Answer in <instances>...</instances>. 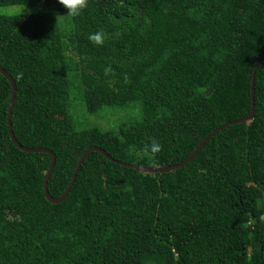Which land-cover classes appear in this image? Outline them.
<instances>
[{
  "label": "trees",
  "instance_id": "trees-1",
  "mask_svg": "<svg viewBox=\"0 0 264 264\" xmlns=\"http://www.w3.org/2000/svg\"><path fill=\"white\" fill-rule=\"evenodd\" d=\"M28 4L38 14L0 16V66L17 87V141L56 154L53 198L90 146L169 166L250 113L264 0H89L75 18L57 0ZM98 31L101 45L88 39ZM11 93L0 72V264H264V57L250 122L172 171L91 151L58 203L43 188L51 156L10 137Z\"/></svg>",
  "mask_w": 264,
  "mask_h": 264
},
{
  "label": "water",
  "instance_id": "water-1",
  "mask_svg": "<svg viewBox=\"0 0 264 264\" xmlns=\"http://www.w3.org/2000/svg\"><path fill=\"white\" fill-rule=\"evenodd\" d=\"M264 57V51L263 53L261 54V56L257 59L256 63H255V66H254V69H253V72H252V80H251V88H250V97H251V110H250V113L246 114L245 116L239 118V119H235V120H232V121H229V122H226L224 123L223 125L219 126L218 128H216L215 130H213L210 134H208L201 142L200 144L197 146V148L195 149V151L188 157L186 158L184 161L180 162V163H177V164H173V165H169V166H154V167H147V166H142V165H137V164H132V163H126V162H122L120 160H117L115 158H113L110 154H108L104 149L98 147V146H90L84 153L83 155L81 156L72 176H71V179L67 185V187L65 188L63 194L58 197V198H53L49 192H48V179L54 169V166H55V163H56V154L51 150V149H48V148H43V147H37V148H30V147H27V146H23L21 145L14 133H13V129H12V123H11V115H12V107H13V104L16 100V93H17V87H16V84L13 80V78L5 71V69L0 66V72L7 78V80L9 81V83L11 84V88H12V93H11V99H10V102L8 103V108H7V127H8V131H9V134H10V137L12 139V141L14 142V144L21 150L23 151H28V152H45V153H48L50 156H51V162H50V165H49V168L45 174V178H44V194H45V197L51 201L52 203H58V202H61L63 201L74 181H75V178H76V175H77V172L79 170V168L81 167V165L83 164L84 160L87 158V156L89 155V153L91 151H98L100 153H102L106 158H108L110 161L112 162H115L117 164H120V165H123V166H126V167H132V168H135L139 171H142L144 173H157V172H165V171H172L174 169H177V168H180L182 167L183 165H185L186 163H188L190 160H192L197 154L198 152L201 150V148L203 147V145L205 144V142L213 135H215L218 131L224 129L226 126L228 125H233V124H237V123H248L251 121V119L253 118L254 116V113H256L255 111V99H254V94H255V75H256V70L258 68V65L260 64L262 58Z\"/></svg>",
  "mask_w": 264,
  "mask_h": 264
},
{
  "label": "clouds",
  "instance_id": "clouds-1",
  "mask_svg": "<svg viewBox=\"0 0 264 264\" xmlns=\"http://www.w3.org/2000/svg\"><path fill=\"white\" fill-rule=\"evenodd\" d=\"M57 2L66 9L64 16L73 17L80 15L88 7L89 0H57ZM38 14L29 7L28 0H0V16L16 20L26 19L31 15ZM89 41L95 45H101L104 42L102 32L91 33L88 36ZM161 151V145L152 139L151 142L142 149L143 156L151 159Z\"/></svg>",
  "mask_w": 264,
  "mask_h": 264
},
{
  "label": "rangeland",
  "instance_id": "rangeland-1",
  "mask_svg": "<svg viewBox=\"0 0 264 264\" xmlns=\"http://www.w3.org/2000/svg\"><path fill=\"white\" fill-rule=\"evenodd\" d=\"M111 121V120H110ZM108 119H94L92 120V123L96 124L100 127H103V128H107V127H110V128H117V124H114L113 122H110ZM110 122V123H109Z\"/></svg>",
  "mask_w": 264,
  "mask_h": 264
}]
</instances>
